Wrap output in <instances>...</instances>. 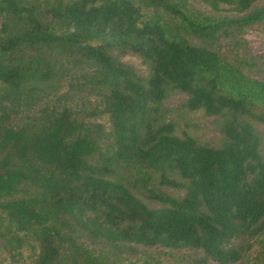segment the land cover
Returning a JSON list of instances; mask_svg holds the SVG:
<instances>
[{
  "label": "trees",
  "instance_id": "obj_1",
  "mask_svg": "<svg viewBox=\"0 0 264 264\" xmlns=\"http://www.w3.org/2000/svg\"><path fill=\"white\" fill-rule=\"evenodd\" d=\"M34 1L0 0V212L37 244L33 264H186L133 246L201 251L193 264H264V130L252 125L264 128L256 112L264 82L246 77L219 46L185 37L213 46L264 22V8L201 0L209 16L186 0H140L165 21L144 16L134 0ZM224 7L240 16H218ZM114 48L148 63V79L113 60ZM55 56L90 68L83 79L101 90L98 105L73 108L59 96ZM168 86L187 96L189 111L224 118L220 148L177 137L151 115ZM116 171L135 173L162 207L149 208L114 180ZM159 186L183 188L184 197Z\"/></svg>",
  "mask_w": 264,
  "mask_h": 264
},
{
  "label": "rangeland",
  "instance_id": "obj_2",
  "mask_svg": "<svg viewBox=\"0 0 264 264\" xmlns=\"http://www.w3.org/2000/svg\"><path fill=\"white\" fill-rule=\"evenodd\" d=\"M21 5L30 6L39 4L34 0H19ZM73 1V0H66ZM188 4L206 14L214 16L215 13L203 4L201 0H186ZM136 6L146 17H158L165 21H169V17L161 10L154 9L146 5L140 0H134ZM218 16L224 18H237L240 14L228 11L224 7ZM264 8V0H256L251 10ZM246 12L244 15H246ZM242 16V15H241ZM47 21V19H43ZM186 39L195 46H204L216 50L217 46L222 48L220 55L229 63L237 66L241 72L248 78L264 82V22L256 23L236 29L231 38H221L213 46L205 44L197 38L186 35ZM111 58L123 67L129 68L143 82L150 76V65L141 57L132 53L130 50L114 48L109 51ZM53 68L56 78L54 84H58V94L60 97L68 99V104L73 108H88L91 105L96 106L101 101V90L90 81H86L83 77L90 76V68L78 62H74L71 58L53 57ZM187 96L172 86H168L165 92L164 100L153 106L151 115L157 119L159 124H172L173 133L177 137L184 134L193 138L201 145H208L213 148H220L224 143V137L221 134L223 125V117H208L203 111L191 112L184 107ZM48 101V100H46ZM264 114V110H257ZM257 134H263V126L252 121ZM114 180L123 179L132 191L143 203L149 208H161L162 205L150 201L145 197L139 183L135 181V173L116 171L113 175ZM153 186H158L156 183ZM159 188L167 195L174 199L180 200L184 197L185 190L183 188L162 187ZM24 234L18 233L11 229L7 224L4 214L0 212V264H33L38 252L37 244L30 238L23 237ZM15 238L22 240L21 244L15 241ZM84 246L95 250L96 252H110L112 249L109 245L94 244L85 239H79ZM140 255H147L171 262L173 259H181L186 264H193L197 260H201L204 254L194 249H177L170 250L161 247L145 248L141 246H133ZM209 264H216L208 261Z\"/></svg>",
  "mask_w": 264,
  "mask_h": 264
}]
</instances>
